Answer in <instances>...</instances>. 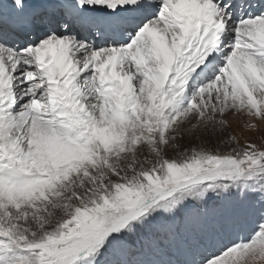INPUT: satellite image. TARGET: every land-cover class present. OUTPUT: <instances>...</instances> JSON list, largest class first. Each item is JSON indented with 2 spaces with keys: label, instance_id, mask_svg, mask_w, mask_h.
Returning <instances> with one entry per match:
<instances>
[{
  "label": "snow or ice",
  "instance_id": "obj_1",
  "mask_svg": "<svg viewBox=\"0 0 264 264\" xmlns=\"http://www.w3.org/2000/svg\"><path fill=\"white\" fill-rule=\"evenodd\" d=\"M0 264H264V0H0Z\"/></svg>",
  "mask_w": 264,
  "mask_h": 264
}]
</instances>
